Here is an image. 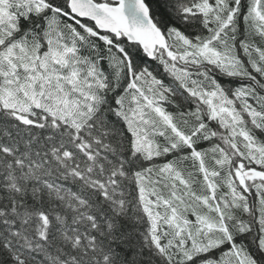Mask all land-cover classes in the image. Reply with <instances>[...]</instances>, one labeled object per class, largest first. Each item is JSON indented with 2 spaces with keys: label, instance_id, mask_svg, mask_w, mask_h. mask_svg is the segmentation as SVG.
Masks as SVG:
<instances>
[{
  "label": "snow or ice",
  "instance_id": "obj_1",
  "mask_svg": "<svg viewBox=\"0 0 264 264\" xmlns=\"http://www.w3.org/2000/svg\"><path fill=\"white\" fill-rule=\"evenodd\" d=\"M0 264H264V0H0Z\"/></svg>",
  "mask_w": 264,
  "mask_h": 264
}]
</instances>
